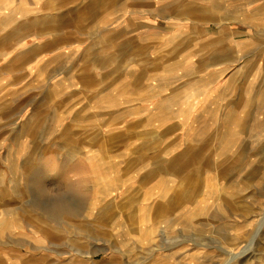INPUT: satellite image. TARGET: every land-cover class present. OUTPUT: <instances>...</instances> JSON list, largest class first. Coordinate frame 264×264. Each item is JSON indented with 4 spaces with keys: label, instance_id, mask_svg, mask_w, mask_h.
Returning <instances> with one entry per match:
<instances>
[{
    "label": "rangeland",
    "instance_id": "1",
    "mask_svg": "<svg viewBox=\"0 0 264 264\" xmlns=\"http://www.w3.org/2000/svg\"><path fill=\"white\" fill-rule=\"evenodd\" d=\"M45 2L0 20V264H264V0Z\"/></svg>",
    "mask_w": 264,
    "mask_h": 264
},
{
    "label": "crops",
    "instance_id": "2",
    "mask_svg": "<svg viewBox=\"0 0 264 264\" xmlns=\"http://www.w3.org/2000/svg\"><path fill=\"white\" fill-rule=\"evenodd\" d=\"M37 1H39V0H35L34 1V3L32 4V5H28V6H25V7H23V11H24V8H26L27 10L28 9H34L35 7H37ZM5 3H7V2H5ZM41 5H46V2H45V0H41ZM50 5V4H49ZM65 7L66 6H61V5H59V4H57V8L55 9L56 10V12H59V13H61V12H64L65 11ZM7 9V11L9 10L10 12H8V16L7 17H1L0 16V20H3V19H8V17H10V16H21V17H24V16H28V15H30V16H35L36 14H39V13H30V14H27V15H24L25 14V12H23V11H19L18 10V8L17 7H14V8H8V3L7 4H1L0 5V11H2L3 9ZM52 10H54V8H52ZM48 11H50V10H48ZM66 12V11H65ZM64 12V13H65ZM41 13H43V12H41ZM53 17H55V16H53ZM59 18H60V16H58ZM34 20H38V19H34ZM34 20H32V21H34ZM31 21V22H32ZM5 25H7V24H5ZM30 25V23L28 24V26ZM69 29V32H71V28H68ZM9 31H11V30H4V29H0V32H9ZM61 30L59 31V35L58 36H56V39H54V42H60V35H61ZM67 32H65V34H66ZM64 36V38H66V36L65 35H63ZM23 40H21L20 42H18L17 43V45H18V47H17V49H16V52H19V51H21V50H27V52L26 53H28V52H31V51H34V53H35V56H34V58L32 59V60H30L25 66H24V68H25V70H29L30 68H31V70L32 69H34L35 68V66H37V63L39 62V55H41L40 53L39 54H36L38 51H37V47H38V44L36 45V47L35 46H32L31 48H27V46L25 45V43H24V41L22 42ZM59 42L57 43V51H58V54H59V48L61 47L60 45H59ZM42 44H45V42H42ZM40 47H41V44H40ZM67 47L68 48H70L71 49V45H67ZM73 47V46H72ZM61 49V48H60ZM66 50H67V48L66 47H64L63 48V51L64 52H66ZM72 53H74L75 52V48L73 47L72 49ZM71 51L69 50V53H70ZM33 53V54H34ZM11 54V52H10V50H8V53H7V55L9 56ZM6 55V54H5ZM0 56H3V54H1ZM22 56V55H21ZM20 56V57H21ZM39 58V59H38ZM18 59H19V57H18ZM17 59V60H18ZM5 68L7 69L8 67L7 66H5Z\"/></svg>",
    "mask_w": 264,
    "mask_h": 264
},
{
    "label": "bare ground",
    "instance_id": "3",
    "mask_svg": "<svg viewBox=\"0 0 264 264\" xmlns=\"http://www.w3.org/2000/svg\"><path fill=\"white\" fill-rule=\"evenodd\" d=\"M110 185V183L108 184ZM182 190V189H181ZM186 190V189H185ZM189 194L190 191L189 190H186L184 191V194ZM186 194V195H187ZM74 209L72 208V206H70L68 203L66 202H63L61 200L55 202L50 208H49V211L52 213V215H57V214H66V213H74L73 211ZM92 254V253H91Z\"/></svg>",
    "mask_w": 264,
    "mask_h": 264
}]
</instances>
